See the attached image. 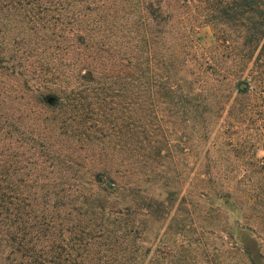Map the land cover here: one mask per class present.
Masks as SVG:
<instances>
[{"label":"rangeland","instance_id":"rangeland-1","mask_svg":"<svg viewBox=\"0 0 264 264\" xmlns=\"http://www.w3.org/2000/svg\"><path fill=\"white\" fill-rule=\"evenodd\" d=\"M166 1L173 18L163 49L172 67L167 79L155 82L157 87L144 88L145 81L139 79L134 41L126 44L120 35L114 40L116 48L108 46L104 53L92 47L87 35L78 40L83 35L66 24L46 29L42 43L47 47L35 52L27 39L33 54L24 56L16 74L0 65V164L8 169L7 187L22 199V226L25 221L50 224L52 233L67 239L69 250L79 231L95 229L102 215L113 219L116 211L134 208L141 231L136 264H251L230 248L232 241L219 230L222 215L208 212V202L216 198L202 181L205 154L216 165L211 170L216 177L235 178L230 183L238 205H214H220L238 240L253 239L264 253V216L248 209L245 184L235 185L244 174L256 177V170L234 160L222 146L216 124L207 143L199 140L201 129L195 126L198 146L189 156L188 144L194 139L189 107L180 93L170 91L172 85L186 91L189 69L182 61L194 55L196 44L214 45L213 30L203 26L188 34L185 3ZM133 20L125 16V23ZM2 43L6 41L0 36V58L12 54ZM198 52L203 53L201 48ZM192 69L198 84L203 80L209 90L215 86L212 79H198L201 72ZM254 154L264 157L263 145ZM30 224L27 230L36 231ZM98 252L93 246L80 254L93 264Z\"/></svg>","mask_w":264,"mask_h":264},{"label":"trees","instance_id":"trees-1","mask_svg":"<svg viewBox=\"0 0 264 264\" xmlns=\"http://www.w3.org/2000/svg\"><path fill=\"white\" fill-rule=\"evenodd\" d=\"M183 2L189 10L187 20L191 29L188 34L199 27L210 26L215 39V44L208 48L196 44L194 55L182 61L189 69L190 79L184 81L188 84L186 91L181 87H170L172 93H180L179 97L184 99L191 114L189 121L193 128L189 133L194 139L188 144V155L192 156L191 152L198 146L194 143L195 135H198L195 126L201 129L199 140L207 143L211 125H219L222 146L228 147V153L234 160L242 161L249 169L256 170V182L253 177L244 174L236 180L235 185L245 184L248 188V209L254 207L264 216V157L257 159V154L253 155L258 145H263L264 149V0ZM171 8L166 0H0V36L10 46L12 53L0 58V65L4 70L16 74V70L22 68L24 56L33 54L32 50H27L31 48L27 46V39L36 48L33 50L35 52L47 47L44 45L46 29L66 24L83 35L78 36V40L87 39L84 38L87 35L93 44L91 46L100 52H108V46L116 48L118 43L114 40H118L120 35L123 40H128L126 44L134 41L137 57L133 59L139 79L145 81L144 88L157 87L155 82L167 79L165 73H169L172 67L166 62L163 49L166 28L173 18ZM191 8L195 9L194 13L190 12ZM117 10L128 18L134 17L132 24L125 23V16L118 18ZM41 32L43 36L39 37ZM133 34L135 37L132 39ZM31 35H35L36 39ZM106 40L111 43L108 44ZM200 48L203 51L201 54L198 52ZM5 62L11 66H5ZM192 66L201 72L198 79L213 80L215 86L211 90L203 84V80L198 84L193 78L196 73ZM225 86L230 89L224 90ZM205 156L207 161L202 181L206 189L213 191L214 195H211L216 201H223L235 208L238 205L232 186L235 178L216 177L218 175L211 172L216 165L211 164L213 162L208 158V151ZM226 182H229L228 185ZM7 185V166L0 164V264H87L88 259L80 251L86 254L93 246L99 249L93 264H136L139 250L137 240L141 231L134 208L127 209V212L116 211L112 214L113 219L111 216L104 219L102 215L100 222L95 223V229L89 227L79 231L69 250L67 239L61 234L52 233L50 224L25 221L22 226V199ZM216 201L208 202V212L222 215L218 228L225 234V239L232 241L230 248L245 256L251 264H264L261 245L253 239L238 240L228 227L229 219L223 217L220 205H214ZM99 208L103 210V207ZM26 224H30V230L36 231L27 230ZM224 238L218 237L222 242ZM94 239L101 241L99 244L92 243ZM72 250L75 253L68 252Z\"/></svg>","mask_w":264,"mask_h":264}]
</instances>
